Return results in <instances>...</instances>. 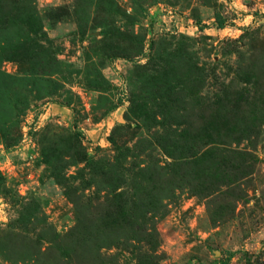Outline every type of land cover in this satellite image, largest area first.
Here are the masks:
<instances>
[{
	"label": "rangeland",
	"instance_id": "374dc122",
	"mask_svg": "<svg viewBox=\"0 0 264 264\" xmlns=\"http://www.w3.org/2000/svg\"><path fill=\"white\" fill-rule=\"evenodd\" d=\"M124 236L264 264V0H0V264H137Z\"/></svg>",
	"mask_w": 264,
	"mask_h": 264
},
{
	"label": "trees",
	"instance_id": "16d2710c",
	"mask_svg": "<svg viewBox=\"0 0 264 264\" xmlns=\"http://www.w3.org/2000/svg\"><path fill=\"white\" fill-rule=\"evenodd\" d=\"M217 24L219 26H221L222 25V20H220L218 18ZM122 222H123V225L124 226H128L130 228L133 225V229L135 228V231L134 232H137V233H146L147 232V229H146L145 225L143 223H141V222H137L136 220H130V219H124V220H122ZM105 241H106V245H108L110 243V241H112V240H105ZM123 241L124 242H121L122 244H124V245L125 244H128V246L130 245L129 246L130 247V250H129L130 252H133V249L134 248L136 249L135 250L136 251V254H135L134 257L136 259V263L137 264H149V261H146V259H145L146 257H150L151 258V256L149 255L148 252L137 251L138 249H140V245H136L134 243H130L131 240H127L126 236H124V240ZM136 241H140V240H136ZM146 245H148V244H146Z\"/></svg>",
	"mask_w": 264,
	"mask_h": 264
}]
</instances>
